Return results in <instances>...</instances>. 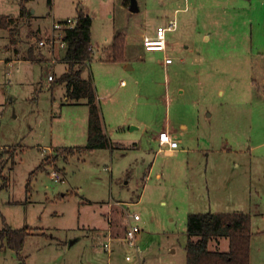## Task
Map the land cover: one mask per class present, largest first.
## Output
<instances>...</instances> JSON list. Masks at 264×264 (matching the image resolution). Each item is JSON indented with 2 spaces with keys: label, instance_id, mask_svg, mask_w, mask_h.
Here are the masks:
<instances>
[{
  "label": "rangeland",
  "instance_id": "obj_1",
  "mask_svg": "<svg viewBox=\"0 0 264 264\" xmlns=\"http://www.w3.org/2000/svg\"><path fill=\"white\" fill-rule=\"evenodd\" d=\"M119 2L0 0V17L9 25L4 29L14 26L11 40L18 35L37 61L0 63V188L4 177L9 181L0 189V231L4 219L13 229H32L19 254L0 241V264H20L21 257L26 264H109L110 258L118 264H187L188 216L208 212L251 215V264H264V0H147V7L138 0V16ZM80 4L94 16L97 57L85 74L92 82L111 70L99 65V58L111 55L117 21L123 31L130 19L144 14L151 30L177 21L168 53L184 62L164 72V53L148 52L139 64L152 67L149 92L159 104L152 113L182 112L189 128L179 138L185 154H163L167 150L150 133H122L139 144L124 141L127 150L71 154L58 148L86 145L87 128L75 124L83 125L87 111L68 105L66 85L55 93L50 89L49 59L36 42L53 20L75 18ZM23 7L27 13L21 16ZM6 44L8 32L0 29V59L7 58ZM208 153L212 167L206 171L200 164ZM53 170L65 173V182L54 181ZM134 213L141 216V257L126 240L113 238L125 235ZM212 239L210 250L229 249L227 236L217 238L220 245Z\"/></svg>",
  "mask_w": 264,
  "mask_h": 264
},
{
  "label": "crops",
  "instance_id": "obj_2",
  "mask_svg": "<svg viewBox=\"0 0 264 264\" xmlns=\"http://www.w3.org/2000/svg\"><path fill=\"white\" fill-rule=\"evenodd\" d=\"M119 7L122 6V9L125 12H128L129 14H135V16H138V13H140L141 7H147V0H142V5L140 7L138 0H119ZM135 2V6L137 10L132 11L130 9L132 2ZM118 5V4H116ZM26 9V7H25ZM79 11H83L85 15L89 16L92 19V45L94 49V57H97V52L95 51V45L93 43V24H94V16L91 15L88 11V9H85L83 5H78L77 7V14ZM144 12L147 11V9L143 10ZM179 11V9L176 10V12ZM75 15V17L77 16ZM21 15V13H20ZM2 17V16H1ZM135 20V21H134ZM176 21V20H175ZM130 25L127 26V28L122 30L121 26L122 24L120 21H117L116 31L113 37V42L111 44L110 48V54L112 53L113 49V43L115 36L122 34L125 39L124 44V59L113 61L112 60V54L109 55L110 57H104L99 58V65L103 64L107 66V68H111V70L106 71L107 73L100 77L98 81H96V77L93 79V86L95 88V92L97 94L98 102L101 109V115L103 119L104 129L105 133L107 134L108 138L111 140V148L113 150L120 149V150H127L126 144L124 141L132 142L134 147L138 146L136 142H134V136H127L126 139H123L120 135L122 133L127 132L129 135H140L143 136L145 134L150 133L152 135V139L154 140L155 144L158 145V139L159 134L164 131H168L170 134L175 136L179 142V149L177 150H167L163 152V154H167L168 156H180L181 154L186 153V148L182 147V141L179 139L181 137H186L189 131L188 126L184 124V121L182 122L183 116L182 112H178L177 114L172 113V111L167 110L163 113V115H154L152 113V108L155 107V105H159L155 101V97L150 96V87L148 79L150 77V71L152 67L148 65H140L139 62H145V56L146 54H149L143 45V38L146 35H155L157 29L166 27L168 25H159L156 29L154 28L151 30L148 24V19L146 18L145 14L143 17H133L130 19ZM49 28V27H48ZM46 28L45 30H47ZM178 28V27H177ZM1 31H7L9 36V44L5 45L4 54L7 56L6 59H0V63L7 62V63H17V62H24L28 64H34L35 57H34V51H25L23 40H20V37L15 36L14 39L11 40L10 37V31L4 28H0ZM15 27H11V30L13 31ZM122 30V31H121ZM175 31H169L167 32V50L164 53L163 60L160 62V67L163 69L164 72H168L170 69H175L176 66L181 65L184 62L183 58L172 56L168 53L169 47H172V36H168L169 33H175ZM23 32V31H22ZM22 36V35H21ZM210 37L206 36L205 39H209ZM40 40V39H39ZM106 40L108 41L109 38L106 37ZM22 48V49H21ZM38 48V47H37ZM39 52L41 53L42 57L46 60L49 59L51 72L48 76L53 75L55 79L57 80L60 76H62L64 73H66L69 69L68 63L64 60V56L66 53V50H59L56 52V58H58L57 63H52L50 59V53L47 52V48H38ZM107 50V48H106ZM64 52L61 56L59 52ZM22 56H25L24 59L21 58ZM167 57H172L174 59L173 64L166 65L164 60ZM31 59H35L32 60ZM44 61V62H45ZM94 58L92 61L87 62L85 65V69L82 73V78L85 80H89L90 78L86 77L85 74L89 68V71H92V62H94ZM40 63V61L38 62ZM263 63V61H262ZM195 69L194 65H191ZM61 69V70H59ZM55 71H58L60 74L57 75ZM92 77L93 73L91 72ZM143 76V78H142ZM141 79H140V78ZM48 81L53 84L50 89L55 93V90L59 87L66 85V83L55 86V81ZM44 80H42L43 83ZM169 78L166 76V90L168 92L169 86H168ZM255 83V82H254ZM264 92V89H262ZM183 87H180V93H184ZM67 103L70 106H78L83 107L87 111L85 112V122L82 126L79 125V122L76 120V124L81 129L84 130V128H87V140H88V124H89V107H88V100L86 98H82L80 100H70L67 96ZM150 101H153L152 105H150ZM71 103V104H70ZM73 104V105H72ZM140 110H145L147 115H139ZM87 120V121H86ZM107 120L110 121V124L107 123ZM87 122V127H86ZM74 125V126H75ZM108 127H111L110 130H108ZM75 131H78V129L75 127ZM118 132L119 135H118ZM87 144V143H86ZM39 145V149H40ZM50 147L51 149H54L53 143H51ZM159 146V145H158ZM85 145H74L69 147H58L63 149H76L83 148ZM107 150V149H102ZM95 151V150H94ZM159 151V149H158ZM84 152V151H80ZM87 152V151H86ZM92 151H88V153L91 154ZM209 154H206V160L203 164H206V171H208V167H212L211 162L209 161ZM65 174V173H64ZM161 176V175H159ZM165 203V202H164ZM131 205V204H130ZM234 213H243L245 212H234ZM106 237L111 238L109 235V230L105 234ZM108 235V236H107ZM126 235V232H125ZM125 235L123 236H116L113 237L115 241H125ZM188 238V236H187ZM113 240V239H112ZM229 240V239H228ZM107 242V241H106ZM112 243V242H111ZM218 245H220V242L218 241ZM106 250V249H105ZM229 250V249H228ZM227 250V251H228ZM171 251L177 252V249L172 246ZM108 253H113L114 249L110 251H107ZM111 256V254H109ZM129 255V254H127ZM126 255V258H127ZM127 260V259H126ZM109 264H118L115 261H111V258L108 260ZM141 264V262H140Z\"/></svg>",
  "mask_w": 264,
  "mask_h": 264
},
{
  "label": "trees",
  "instance_id": "obj_3",
  "mask_svg": "<svg viewBox=\"0 0 264 264\" xmlns=\"http://www.w3.org/2000/svg\"><path fill=\"white\" fill-rule=\"evenodd\" d=\"M27 13L25 7L21 10V16ZM77 25L74 29L66 32L65 40L68 43L64 60L68 63L69 69L60 76L54 83L60 86L66 83L68 97L70 100L86 98L89 107L88 140L80 151H94L111 148V140L105 133L101 109L92 80L82 78V73L87 62L94 58L93 52L89 50L92 45V19L83 11L77 14ZM0 27L8 28L6 20L0 17ZM12 36L15 35V29ZM125 39L122 34L115 36L112 60L124 59ZM259 89V88H258ZM260 90V89H259ZM1 130V120H0ZM76 149H68L71 154ZM40 168V167H39ZM38 168V169H39ZM37 169V170H38ZM36 170V171H37ZM0 189L6 188L9 184L8 178L4 177ZM29 186L27 192H29ZM1 216V214H0ZM4 229L0 231V241L9 249L18 254L24 250L26 239L31 235L32 229L25 226L21 229H13L5 223ZM252 217L243 213H193L189 214L187 220V243L185 246L187 264H251V244L253 238ZM219 236L229 238L228 251H212L209 248L210 242L215 237L218 244ZM196 237V239H194ZM20 264H26L21 257Z\"/></svg>",
  "mask_w": 264,
  "mask_h": 264
},
{
  "label": "built area",
  "instance_id": "obj_4",
  "mask_svg": "<svg viewBox=\"0 0 264 264\" xmlns=\"http://www.w3.org/2000/svg\"><path fill=\"white\" fill-rule=\"evenodd\" d=\"M77 22V17L60 21L53 20L52 26L45 30L40 40L36 42L38 48L49 49L52 63H57L58 61V58H56L57 51L67 50L68 43L65 40L66 32L70 29H74L77 25ZM177 27V21H170L168 26L157 29L155 35H146L143 38L145 50L147 52H165L167 50V32L175 31ZM89 50L94 53L92 45L89 47ZM164 62L166 65H170L173 64L174 59L172 57H167L165 58ZM48 79L50 81H54L55 77L50 75ZM159 144L161 149L165 148L167 150H177L180 147L177 138L168 131H164L159 134ZM50 174L52 179L56 182H65L66 180L65 175L59 171L53 170L50 172ZM140 220V214H130L127 219L128 227L126 229L125 235L127 244L135 248L139 257L142 255V251L137 245V237L142 231V228L139 225ZM105 249L106 251H110L112 249V245L110 243H106ZM126 259L127 261H131L133 257L128 255Z\"/></svg>",
  "mask_w": 264,
  "mask_h": 264
},
{
  "label": "water",
  "instance_id": "obj_5",
  "mask_svg": "<svg viewBox=\"0 0 264 264\" xmlns=\"http://www.w3.org/2000/svg\"><path fill=\"white\" fill-rule=\"evenodd\" d=\"M130 9H131L132 11H135V10H137V8H136V6H135V2H134V1L132 2Z\"/></svg>",
  "mask_w": 264,
  "mask_h": 264
}]
</instances>
